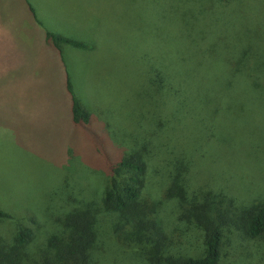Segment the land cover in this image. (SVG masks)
Segmentation results:
<instances>
[{
	"label": "trees",
	"instance_id": "obj_1",
	"mask_svg": "<svg viewBox=\"0 0 264 264\" xmlns=\"http://www.w3.org/2000/svg\"><path fill=\"white\" fill-rule=\"evenodd\" d=\"M240 1L207 0L185 33L174 22L181 37L176 34L170 41L175 47L170 57L151 66L149 96H137L143 108L137 115L134 109L128 116L118 115L115 130L103 115L108 136L92 132L95 116L66 79L71 121L91 132L102 182L95 196L71 185L57 200L50 228L38 236L16 221L8 238L0 236V264H106L111 247L155 264H217L232 226L250 238L264 235V203L242 202L240 194L249 186L234 193L229 169L218 164L229 153L208 162L217 166L208 171L209 185L195 183L207 163L206 147H231L237 141L233 120L241 115L239 107L264 100V20L245 17ZM46 40H53L58 50L57 43L84 47L51 32ZM109 138L117 145L111 150ZM245 144L237 154L257 158L259 152ZM9 217L0 209V218ZM176 221L183 225L179 230L193 226L200 231V256L171 252L175 240L168 228Z\"/></svg>",
	"mask_w": 264,
	"mask_h": 264
},
{
	"label": "rangeland",
	"instance_id": "obj_2",
	"mask_svg": "<svg viewBox=\"0 0 264 264\" xmlns=\"http://www.w3.org/2000/svg\"><path fill=\"white\" fill-rule=\"evenodd\" d=\"M206 1L0 0V209L10 215L0 218V236L8 238L16 221L30 226L37 236L49 229L50 217L58 211L57 200L71 185L83 186V193L89 195L98 192L103 175L95 166L97 151L89 140L91 132L71 121L66 79L95 116L92 132L108 136L110 127L107 131L101 125L103 115L115 130L118 115L128 116L132 109L138 114L143 105L137 96H149L151 66L170 57L175 49L170 41L176 34L181 37L174 22L185 33L194 24L192 15ZM262 5L264 0L261 4L241 0L239 7L245 17L264 20ZM258 8L263 12L255 11ZM47 32L84 47L57 43L58 50L53 40H46ZM239 109L241 115L233 120L238 134L234 146L208 145L206 162L229 153L226 162L218 164L229 169L231 190L249 186L240 200L264 203V100L247 101ZM109 140L106 147L114 149L115 141ZM245 142L259 152L257 158L247 160L237 154ZM244 149L249 152L247 145ZM207 163L195 179L196 187L211 183L208 171L217 166ZM181 227L176 221L168 228L175 240L171 252L200 256V231ZM231 231L223 239L217 264H264V235L250 238L233 226ZM104 260L155 264L113 247Z\"/></svg>",
	"mask_w": 264,
	"mask_h": 264
},
{
	"label": "crops",
	"instance_id": "obj_3",
	"mask_svg": "<svg viewBox=\"0 0 264 264\" xmlns=\"http://www.w3.org/2000/svg\"><path fill=\"white\" fill-rule=\"evenodd\" d=\"M79 9V8H78Z\"/></svg>",
	"mask_w": 264,
	"mask_h": 264
}]
</instances>
